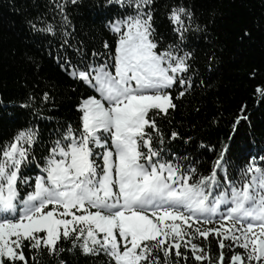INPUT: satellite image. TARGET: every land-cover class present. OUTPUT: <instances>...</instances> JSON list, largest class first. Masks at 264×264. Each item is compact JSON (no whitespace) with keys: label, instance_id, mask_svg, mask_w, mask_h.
Returning a JSON list of instances; mask_svg holds the SVG:
<instances>
[{"label":"snow or ice","instance_id":"6c2138e0","mask_svg":"<svg viewBox=\"0 0 264 264\" xmlns=\"http://www.w3.org/2000/svg\"><path fill=\"white\" fill-rule=\"evenodd\" d=\"M80 2L48 0L39 26L27 20L33 32L58 38V66L92 94L79 96L76 122L58 123L47 143L32 123L0 142V264H37L41 250L56 264L76 251L106 264H264V154L230 172L229 145L217 151L202 142L216 152L205 174L200 161L170 149L180 133L166 134L162 124L175 101L205 83L192 39L215 47L208 22L173 0L165 35L156 0H102L97 7L111 13L102 21L111 39L89 53L68 12ZM218 62L210 51L208 70ZM256 93L264 99V87ZM245 111L242 105L233 131Z\"/></svg>","mask_w":264,"mask_h":264},{"label":"trees","instance_id":"16d2710c","mask_svg":"<svg viewBox=\"0 0 264 264\" xmlns=\"http://www.w3.org/2000/svg\"><path fill=\"white\" fill-rule=\"evenodd\" d=\"M101 2L81 0L78 7L68 9L75 25V39L82 40L89 53L93 48L102 51L103 41L111 39L102 24L104 17L111 13L97 7ZM172 2L156 0L158 31L165 35L168 28L165 11ZM180 2L192 6L201 22H208V34L215 47L203 38L192 39L196 49L194 67L205 83L200 85L198 80L189 94L175 101L176 109L170 110V115L162 121L166 134L173 130L180 133L169 147L179 156L200 161V171L207 174L216 152L200 147L201 143L217 151L222 144H227L229 171L238 170L251 156L264 154V99L256 93L257 86L264 87V0ZM47 4L48 0H0V142L32 123L39 127L41 141L47 143L54 138L58 123L76 122L75 103L79 96L92 94L85 84L73 80L58 66L55 60L58 38L30 29L27 20L43 18ZM47 19L51 21L52 16L48 15ZM36 22L39 26V21ZM245 30L250 35L244 36ZM212 50L219 62L209 71L206 56ZM69 54L74 55L71 50ZM253 70L255 76L251 75ZM44 92L49 93L48 101H43ZM30 95L34 100L30 106L22 107ZM242 105L246 106L243 115L247 119L233 131L234 118ZM37 110L40 115L36 114ZM188 137L192 139L185 143ZM43 143L37 145V153ZM211 249L219 254L214 239ZM25 252L31 257L27 249ZM36 259L37 264H56L46 250H41ZM63 259L67 264H106L103 256L93 258L79 251L65 253ZM188 264L196 262L190 259Z\"/></svg>","mask_w":264,"mask_h":264}]
</instances>
